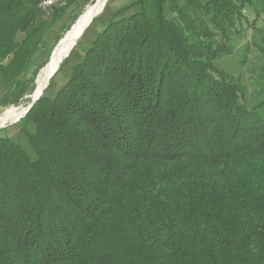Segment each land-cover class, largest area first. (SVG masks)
Segmentation results:
<instances>
[{
	"label": "trees",
	"instance_id": "obj_1",
	"mask_svg": "<svg viewBox=\"0 0 264 264\" xmlns=\"http://www.w3.org/2000/svg\"><path fill=\"white\" fill-rule=\"evenodd\" d=\"M39 2L0 0L2 107L35 90L58 19ZM250 8L261 17L264 0L114 14L27 112L33 155L0 136V264H264V73L248 108L215 64Z\"/></svg>",
	"mask_w": 264,
	"mask_h": 264
},
{
	"label": "rangeland",
	"instance_id": "obj_2",
	"mask_svg": "<svg viewBox=\"0 0 264 264\" xmlns=\"http://www.w3.org/2000/svg\"><path fill=\"white\" fill-rule=\"evenodd\" d=\"M39 1V6L43 8L44 6L41 2L45 0ZM94 1L95 0H54L52 5H50L51 7H48V9H45V7L43 8L44 11H47L43 14L44 18L51 19L55 13L56 15L58 14V19L44 36V46L36 56V64L38 66L44 67L48 63L54 48L58 45L64 34L69 31L72 24L75 23L83 11ZM180 1L184 3V0ZM131 2L132 0H107L102 11L92 20L93 22L86 28L81 38L77 40L78 42L76 41L74 43L76 45L74 47V44L72 45L73 49L71 48L72 50L70 49L64 56L58 71L44 89V95L54 96V94L67 83L73 65L79 62L84 56L96 35L104 29L108 21L114 18V14L119 9L127 6ZM135 10L136 9H131L125 15L133 13ZM244 16L241 23L237 26V30L233 31L231 34V53L223 54L215 61V64L228 73L239 77L247 89V96L243 104L248 108H254L262 97L259 76L264 73V52L262 51V49H264V15L257 18L255 12L250 8L244 11ZM22 37L23 34L19 35V40H21ZM221 38L222 36L219 35L218 39ZM63 63L64 65L61 68ZM37 77L35 80V89ZM34 92L35 90L32 94L26 96L25 100L31 99L30 102H23L18 106H0V117L11 108L18 110V112L25 110L32 102ZM23 113L20 119H9L5 123L0 122V136H8L20 144L26 145L28 152L33 155V150L28 143L27 136L22 131L25 126H28V129L33 132L34 125L26 121L25 116L27 113H25V111Z\"/></svg>",
	"mask_w": 264,
	"mask_h": 264
},
{
	"label": "bare ground",
	"instance_id": "obj_3",
	"mask_svg": "<svg viewBox=\"0 0 264 264\" xmlns=\"http://www.w3.org/2000/svg\"><path fill=\"white\" fill-rule=\"evenodd\" d=\"M106 2L107 0H95V2L90 4L86 8V10L77 18L70 30L66 32L65 36L60 40V42L52 52L48 63L41 69L37 77L36 89L33 97L41 96L50 79L52 78V75L57 72L64 59V56L71 48L76 45L74 43L82 36L92 20L102 11ZM52 3H49V5L45 7V9L51 7L50 5H52ZM25 110L22 111L24 112ZM22 111L18 112V110L11 108L7 110L3 116L0 117V122L5 123L9 119H20L23 113Z\"/></svg>",
	"mask_w": 264,
	"mask_h": 264
},
{
	"label": "water",
	"instance_id": "obj_4",
	"mask_svg": "<svg viewBox=\"0 0 264 264\" xmlns=\"http://www.w3.org/2000/svg\"><path fill=\"white\" fill-rule=\"evenodd\" d=\"M68 56V55H67ZM54 76V74L52 75V77ZM51 80V79H50ZM49 84V83H48ZM40 96H38V97H34L33 98V100H32V102L29 104V106L26 108V110H25V113H27L30 109H31V107L33 106V104L35 103V101L39 98Z\"/></svg>",
	"mask_w": 264,
	"mask_h": 264
},
{
	"label": "built area",
	"instance_id": "obj_5",
	"mask_svg": "<svg viewBox=\"0 0 264 264\" xmlns=\"http://www.w3.org/2000/svg\"><path fill=\"white\" fill-rule=\"evenodd\" d=\"M52 2H54V0H45L44 2H41V4H42L44 7H46V6L49 5V3H52ZM44 7H43V8H44Z\"/></svg>",
	"mask_w": 264,
	"mask_h": 264
}]
</instances>
